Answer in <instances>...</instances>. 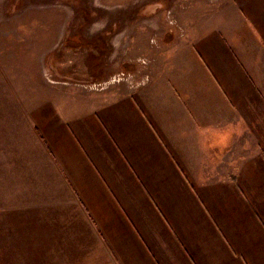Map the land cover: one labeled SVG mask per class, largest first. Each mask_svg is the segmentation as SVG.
Wrapping results in <instances>:
<instances>
[{
	"label": "crops",
	"instance_id": "crops-1",
	"mask_svg": "<svg viewBox=\"0 0 264 264\" xmlns=\"http://www.w3.org/2000/svg\"><path fill=\"white\" fill-rule=\"evenodd\" d=\"M252 15H210L208 32L187 46L188 36L167 31L168 55L191 63L170 75H157L153 29L135 20L122 22L138 36L123 40V18L92 14L86 23L108 28L67 31L56 51L60 41L45 48L53 86L141 69L148 94L89 91L87 103L50 120L61 132L45 142L47 167L64 189L43 221L31 218L45 231L33 254L62 264H264V32ZM136 41L142 63L130 57Z\"/></svg>",
	"mask_w": 264,
	"mask_h": 264
},
{
	"label": "rangeland",
	"instance_id": "rangeland-1",
	"mask_svg": "<svg viewBox=\"0 0 264 264\" xmlns=\"http://www.w3.org/2000/svg\"><path fill=\"white\" fill-rule=\"evenodd\" d=\"M235 7L250 8L252 19L259 23L263 34V0H0V264H62L47 262L45 253H32L38 247L33 246L37 242L33 239L45 231L29 226L32 217H38L39 221L46 218L47 204L57 202L53 192L64 189L57 186L58 170L48 171L51 152L45 142L61 132L50 120L59 117V111L84 105L89 91H103V87H119L120 91L129 88L131 93L138 91L137 95L148 94V90L141 89L147 80L141 69L132 73L119 71L101 81L105 83L91 79L82 87L71 81L68 86H53L47 47L58 43L67 31L107 29L110 25L88 24L85 18L89 15L123 18L116 23L123 40L132 32L138 36L136 31L143 25L153 29L149 34V57L158 56L157 75L169 74L173 64L191 63L182 55H168L170 43L162 42L166 32L172 29L179 31L176 34L183 39L188 36L184 46L197 43L201 32L209 30L210 15L234 11ZM144 13L148 22L138 18V14ZM123 20H135L137 30L131 25L127 28L129 23L123 24ZM72 41L78 39L71 38ZM61 42L53 45L51 52ZM153 47L158 49L155 51ZM143 48L144 44L136 41L131 59L138 57L136 61L141 63ZM164 62L168 64L166 69ZM114 76L117 79L113 80ZM122 83L124 87H120ZM230 108L233 111L231 103ZM50 165L54 168L53 160ZM31 208L39 214L31 216Z\"/></svg>",
	"mask_w": 264,
	"mask_h": 264
},
{
	"label": "built area",
	"instance_id": "built-area-1",
	"mask_svg": "<svg viewBox=\"0 0 264 264\" xmlns=\"http://www.w3.org/2000/svg\"><path fill=\"white\" fill-rule=\"evenodd\" d=\"M114 79H117V77H116V76H114L113 80H114ZM99 87H101V86H99ZM101 89H102V88H101Z\"/></svg>",
	"mask_w": 264,
	"mask_h": 264
},
{
	"label": "trees",
	"instance_id": "trees-1",
	"mask_svg": "<svg viewBox=\"0 0 264 264\" xmlns=\"http://www.w3.org/2000/svg\"><path fill=\"white\" fill-rule=\"evenodd\" d=\"M76 17H74V19H75ZM81 20V19H80Z\"/></svg>",
	"mask_w": 264,
	"mask_h": 264
}]
</instances>
